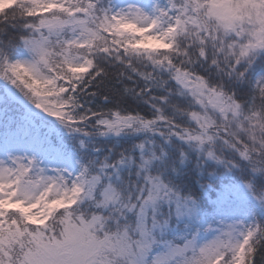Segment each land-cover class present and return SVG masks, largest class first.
Instances as JSON below:
<instances>
[{"label":"snow or ice","instance_id":"obj_1","mask_svg":"<svg viewBox=\"0 0 264 264\" xmlns=\"http://www.w3.org/2000/svg\"><path fill=\"white\" fill-rule=\"evenodd\" d=\"M0 264H264V0H0Z\"/></svg>","mask_w":264,"mask_h":264}]
</instances>
